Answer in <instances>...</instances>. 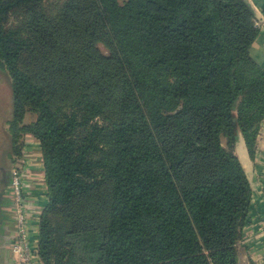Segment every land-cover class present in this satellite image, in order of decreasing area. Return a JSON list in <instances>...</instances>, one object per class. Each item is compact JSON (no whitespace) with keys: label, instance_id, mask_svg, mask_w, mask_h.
<instances>
[{"label":"trees","instance_id":"16d2710c","mask_svg":"<svg viewBox=\"0 0 264 264\" xmlns=\"http://www.w3.org/2000/svg\"><path fill=\"white\" fill-rule=\"evenodd\" d=\"M42 1L0 0L3 155L40 142L41 263L244 264L235 148L254 158L264 122L249 0H68L55 19Z\"/></svg>","mask_w":264,"mask_h":264},{"label":"crops","instance_id":"0c3cea01","mask_svg":"<svg viewBox=\"0 0 264 264\" xmlns=\"http://www.w3.org/2000/svg\"><path fill=\"white\" fill-rule=\"evenodd\" d=\"M249 2L255 10V24L260 30L251 52L253 57L264 67V0H249ZM2 131L5 133V145H1L2 148H0V153L2 152L0 156V197H3L6 203L3 204V201H0V264H11L13 254L10 250V244L14 223L9 214L10 197L7 189L12 169L20 162L22 163V161L26 162V181L30 184L31 195L34 198L33 205L36 223H40L42 213L49 203V197L40 144H31L30 142L32 141H26L22 157L17 162L12 163L8 156L3 157V152H8L10 149V132H7V127L5 126L2 127ZM235 152L246 171L253 189L249 219L242 239L243 245L247 248L243 263L264 264V200L261 195L264 176V122L258 136L255 157L252 158L250 156L242 135L238 139ZM7 169L9 170V175L5 179L3 172ZM37 229L38 232H35L32 239L34 246L38 249L39 228Z\"/></svg>","mask_w":264,"mask_h":264},{"label":"built area","instance_id":"2783aa9c","mask_svg":"<svg viewBox=\"0 0 264 264\" xmlns=\"http://www.w3.org/2000/svg\"><path fill=\"white\" fill-rule=\"evenodd\" d=\"M25 164L26 162L22 161L21 166L12 169L7 189L10 197L9 214L14 223L10 244V250L13 254L11 264H42L38 249L34 246L32 239L35 232H38L37 228H39L40 223L35 221L34 198L31 195L30 184L26 181ZM261 195L264 200V176Z\"/></svg>","mask_w":264,"mask_h":264},{"label":"rangeland","instance_id":"374dc122","mask_svg":"<svg viewBox=\"0 0 264 264\" xmlns=\"http://www.w3.org/2000/svg\"><path fill=\"white\" fill-rule=\"evenodd\" d=\"M67 1L68 0H43L38 5V8L39 10L44 12L48 17L55 19L60 15L61 9ZM12 106V80L6 73L0 70V148H2L1 145H5V133L2 131V127H7V132H10L8 123L9 118L12 114ZM32 119L33 117L31 116V114H28L25 118V122L28 123ZM24 140L25 143L26 141H32L30 142L31 144H40L39 140L30 134L26 135ZM1 155L2 154L0 153V156ZM21 165L22 163L20 162L16 167Z\"/></svg>","mask_w":264,"mask_h":264},{"label":"flooded vegetation","instance_id":"af4514ba","mask_svg":"<svg viewBox=\"0 0 264 264\" xmlns=\"http://www.w3.org/2000/svg\"><path fill=\"white\" fill-rule=\"evenodd\" d=\"M8 175H9V170L7 169L6 171L3 172V176L4 178H8Z\"/></svg>","mask_w":264,"mask_h":264}]
</instances>
